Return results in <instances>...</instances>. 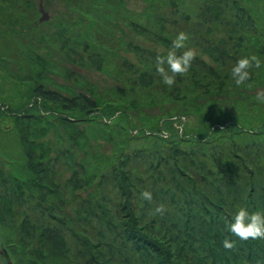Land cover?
Here are the masks:
<instances>
[{"label": "rangeland", "instance_id": "obj_1", "mask_svg": "<svg viewBox=\"0 0 264 264\" xmlns=\"http://www.w3.org/2000/svg\"><path fill=\"white\" fill-rule=\"evenodd\" d=\"M91 4L47 0L38 30L0 23V38L24 32L20 57L0 45V101L21 148L0 146L10 264H212V245L230 264H254L214 236L236 243L225 218L238 206L264 211V66L250 88L229 76L241 56L264 61V0ZM0 7L42 16L40 0ZM181 30L195 58L169 89L155 59ZM158 204L167 211L153 217ZM248 242L264 253V239Z\"/></svg>", "mask_w": 264, "mask_h": 264}, {"label": "clouds", "instance_id": "obj_2", "mask_svg": "<svg viewBox=\"0 0 264 264\" xmlns=\"http://www.w3.org/2000/svg\"><path fill=\"white\" fill-rule=\"evenodd\" d=\"M190 34L185 31H178L172 46L168 50L167 55H157L155 59L156 73L161 77L163 84L171 89L176 84L177 76H187L195 58V51L187 48V41ZM185 48L183 52L179 50ZM264 66L257 55L241 56L229 68V76L234 87H252L254 70L261 69ZM256 100L264 103V93H257ZM152 193L145 189L140 193V199L143 201H151ZM167 211V206L158 204L151 215H163ZM227 230L238 237L242 241L249 239H264V211H249L246 206H238L233 213L231 219L225 218ZM223 247L231 250L235 247V241L225 238Z\"/></svg>", "mask_w": 264, "mask_h": 264}, {"label": "trees", "instance_id": "obj_3", "mask_svg": "<svg viewBox=\"0 0 264 264\" xmlns=\"http://www.w3.org/2000/svg\"><path fill=\"white\" fill-rule=\"evenodd\" d=\"M64 1L66 3H69L71 6H72V4H74V6H92V4H91L92 0H64ZM46 2H47V0H40L41 5H42V3H44V5H45ZM88 3H90V4H88ZM20 12L25 13L27 16L25 18H22L20 16L14 17L13 11L7 12L6 10H3L2 7H0V23L1 24L8 23V22H10V19H12V21L14 19L15 23L17 25L21 26V30L24 29L25 27H28L29 29H33V30H38L46 23V21L45 22H39V19L41 17H38V18L34 17L30 11L21 10ZM16 28H18V27H16ZM14 31L16 32L17 30H14ZM23 34H24V32H22L21 34L20 33L19 34H17V33L7 34V32H6L0 38V40H4L2 42L0 41L1 42L0 45L2 43L8 44L10 42V49L13 48L14 54L16 56L20 57L21 52L17 51L16 47L23 44V42H24V37H23L24 35ZM9 35H10L9 40L4 38V36H9ZM2 48L7 49L6 47H2ZM2 55H4V54H2ZM22 57L23 56H21V60L24 63V58H22ZM43 91L44 90L38 91V92H39V94L42 95V97H46L44 94H42ZM10 108L12 109V107L10 106L9 100H5L4 102L0 101V146H2L3 150L6 149V151H5L6 153H8V151H10L8 149H11V152H13L14 155H17L19 152H21V148H20V145H18V143H17V146L15 145L13 147V143H15L13 141H15V139L17 140L18 135L16 132L12 131V128L10 126V115L12 118L15 117L14 113L10 112ZM33 117L34 116H32L31 114H24L23 115V118H25V119L33 120ZM8 141H9V144L7 143ZM11 143H12V146H10ZM12 148H13V150H12ZM8 154H10V153H8ZM216 238H220L221 242H223L225 238H228V236L227 235L224 236L223 234L221 235L220 232H218V236H214L215 240H216ZM228 239L231 241H234L232 236ZM217 244H218V246H221L222 248H224L223 243H219L217 241ZM212 246H214V247L210 248V246H209V248H208V251L210 252L212 259H213L212 264H230V261L225 259L224 255H221V254L219 255V253H217V247H215V245H212ZM252 248L253 247L249 242L245 243V241L238 240L235 243V247L231 250L227 249L226 253L230 254L234 261H236L237 260L236 258H239V254L242 253L243 256H246V254H247L249 259L253 258L254 264H264V253L263 252H257L255 250L253 251ZM257 250L262 251L263 249L260 248ZM7 255H8V259H10V255L8 254V252H7ZM6 260H7L6 258L0 259V261H2V262L6 261Z\"/></svg>", "mask_w": 264, "mask_h": 264}, {"label": "flooded vegetation", "instance_id": "obj_4", "mask_svg": "<svg viewBox=\"0 0 264 264\" xmlns=\"http://www.w3.org/2000/svg\"><path fill=\"white\" fill-rule=\"evenodd\" d=\"M4 258H6L7 260L4 261V262L0 261V264H10V259H8V255H7L6 249L0 247V259H4Z\"/></svg>", "mask_w": 264, "mask_h": 264}, {"label": "water", "instance_id": "obj_5", "mask_svg": "<svg viewBox=\"0 0 264 264\" xmlns=\"http://www.w3.org/2000/svg\"><path fill=\"white\" fill-rule=\"evenodd\" d=\"M40 12L42 14L41 18L39 19V22H45L49 19V15L47 14V12L44 10L43 7H41Z\"/></svg>", "mask_w": 264, "mask_h": 264}]
</instances>
